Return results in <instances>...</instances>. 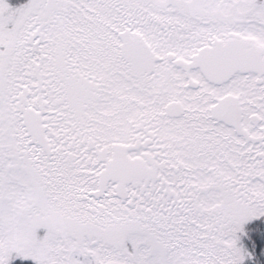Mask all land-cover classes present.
Wrapping results in <instances>:
<instances>
[{"label": "snow or ice", "instance_id": "6c2138e0", "mask_svg": "<svg viewBox=\"0 0 264 264\" xmlns=\"http://www.w3.org/2000/svg\"><path fill=\"white\" fill-rule=\"evenodd\" d=\"M0 264H264V0H0Z\"/></svg>", "mask_w": 264, "mask_h": 264}]
</instances>
